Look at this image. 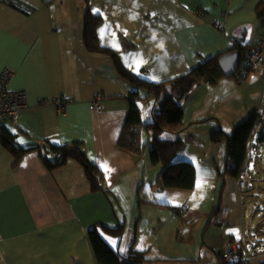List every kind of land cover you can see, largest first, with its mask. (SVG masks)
Segmentation results:
<instances>
[{
    "label": "crops",
    "instance_id": "crops-1",
    "mask_svg": "<svg viewBox=\"0 0 264 264\" xmlns=\"http://www.w3.org/2000/svg\"><path fill=\"white\" fill-rule=\"evenodd\" d=\"M263 1L0 0V72L11 69L10 88L26 91L28 99L17 117L0 125L24 147L80 142L100 168L103 186L92 191L76 159L49 169L43 156L55 163L52 151L29 150L15 164L0 138V264H97L88 230L100 224L123 225L121 237L103 230L122 254L133 249L180 264H220L225 242L235 238L250 264H260L264 247L255 248L264 246V187L241 191L239 178L222 174L226 147L211 133L218 127L231 133L252 110L264 113V66L244 81L224 76L216 84L203 82L183 100L188 126L176 161L193 163L196 184L192 190L161 189L156 182L163 167L149 156L152 133L142 129L141 154L117 142L131 101L145 99L148 90L123 77L110 54L90 52L84 32L90 10L101 17L100 45L133 75L159 83L257 42L264 22L256 9ZM246 93L255 97L250 103ZM54 99L65 103L63 112ZM259 138L256 149L264 145ZM250 160L259 167L262 159L248 147L240 177L250 173ZM119 202L134 214L119 211Z\"/></svg>",
    "mask_w": 264,
    "mask_h": 264
},
{
    "label": "trees",
    "instance_id": "trees-1",
    "mask_svg": "<svg viewBox=\"0 0 264 264\" xmlns=\"http://www.w3.org/2000/svg\"><path fill=\"white\" fill-rule=\"evenodd\" d=\"M256 11L258 18L264 22V1L257 6ZM100 22L101 17L95 16L90 10L86 12L84 41L87 49L90 52L110 54L119 73L126 79L144 86L148 90V95L145 99L153 98V107L149 110L150 120L147 122L143 118L141 108L136 99L131 101L126 120L118 137V146L132 154H141L146 148V144L142 141V129L152 131L150 142H152L153 146L149 152L150 161L152 164L163 167L156 185L161 189L192 190L196 184L195 166L186 160L176 161L178 153L185 144L182 134L188 126L184 122L185 111L182 102L197 85L203 82L216 84L220 78L225 76L219 67L221 55L232 51H239L241 59H243L246 49L257 42L253 44H239L233 50L220 53L217 56L198 63V65L183 76L154 83L140 79L130 73L122 65L117 54L100 45L97 35V27ZM219 27L221 28L220 24ZM132 95L136 96V93H132ZM261 119V111L255 109L248 114L245 120L235 125L233 132H227L222 127H218L212 131L211 140L226 147V160L222 174H229L236 178L242 175L248 158L250 137ZM164 135H168V137H164ZM0 138L2 144L15 156V164L29 150L38 149L42 155L48 151H52L56 156L55 163L43 156L44 162L49 169L58 164L65 163L70 158L76 159L84 166L86 175L91 183L92 191L103 189L101 170L97 165L89 161L80 142L68 145H50L49 148L44 147V145L24 147L17 142L16 137L3 125H0ZM261 139L264 140V131L261 134ZM57 155L60 157L58 158ZM103 230L109 234L121 237L123 225L113 228L100 224L88 230V239L94 251L97 264H159L165 260L176 264L182 262V260L179 261L163 256L150 258L148 252L133 249L127 254H122L109 244L103 234ZM244 249L243 246L239 257L247 258L244 254ZM220 264H225L222 252ZM229 264H238V262ZM260 264H264V255Z\"/></svg>",
    "mask_w": 264,
    "mask_h": 264
},
{
    "label": "built area",
    "instance_id": "built-area-1",
    "mask_svg": "<svg viewBox=\"0 0 264 264\" xmlns=\"http://www.w3.org/2000/svg\"><path fill=\"white\" fill-rule=\"evenodd\" d=\"M219 27V23H215ZM241 59V58H240ZM264 63V26L256 44L247 48L243 59L240 60L236 75L240 81H244L249 73V68ZM14 72L5 68L0 72V121L5 118L17 117L20 112L28 105L27 93L24 90H13L10 88L11 80ZM42 103H46L43 100ZM60 112L65 110V103L54 99L53 102ZM97 109H101L102 105L96 101ZM59 158L60 156L57 155ZM61 159V158H60ZM254 186L253 179L249 175H243L239 178V187L241 190L249 189ZM190 206L188 204L182 206V210L186 211ZM243 250V244L238 239L227 240L222 249V258L225 264L238 262V264H250L247 258L239 257Z\"/></svg>",
    "mask_w": 264,
    "mask_h": 264
},
{
    "label": "rangeland",
    "instance_id": "rangeland-1",
    "mask_svg": "<svg viewBox=\"0 0 264 264\" xmlns=\"http://www.w3.org/2000/svg\"><path fill=\"white\" fill-rule=\"evenodd\" d=\"M222 56V55H221ZM241 58V56H240ZM261 65V64H260ZM258 65V66H260ZM264 66V64H262ZM258 66H252L249 68V73L248 75L246 76V78H248V76L250 75V73H252V71L258 67ZM260 69L256 70V71H253V73L255 72H258ZM262 76L264 78V72H262ZM239 78V77H238ZM245 78V79H246ZM228 79H232V80H237V75H233L231 77H228ZM240 79V78H239ZM244 79V80H245ZM144 90V89H143ZM264 91V90H263ZM258 93H256L255 95H257ZM264 95V93H263ZM255 97L252 96V94H249V93H246L244 96H243V99L245 100L246 103H250V101H252ZM235 103V102H234ZM236 104V103H235ZM138 105L140 106L141 108V111H142V115H143V118L145 120V122L149 121L150 120V117H149V110L153 107V98H148V99H139L138 100ZM241 104H237L236 106H240ZM228 120L229 122V125L228 126H231L229 128H233V126L231 125V121L230 119H226ZM238 120V118H237ZM241 120V121H240ZM243 120L245 119H239L238 123L236 124H239L241 123ZM224 124H225V120H224ZM234 129V128H233ZM232 129V130H233ZM150 131V130H149ZM264 131V113H262V119L260 120L259 124L257 125L256 129L254 130L253 134L251 135L250 137V140H249V147H251V149L255 150V153L259 152L260 153V156H261V162L259 163V167H256V161L255 160H250L249 163H250V167H249V171L250 173L252 174H247L249 175L252 179H253V183H254V186L252 188H249V189H245V190H241V191H246V190H253L256 188V186H258L259 184L261 186L264 187V145L260 146V148L256 149V145L258 144L259 142V137L260 135L263 133ZM152 133V131H150ZM233 132V131H232ZM164 137H168V135H164ZM260 173L263 175V180L260 182L262 178L259 177L260 176ZM240 178V177H239ZM248 192H251V191H248ZM260 198L262 199V201H264V192L260 194ZM129 207H124L122 208L121 207V203L119 202L118 203V207H119V211L123 212V213H126V210L128 209V211H130V214H134V208L132 206H130V204L128 205ZM133 221H134V218H133ZM235 239V238H233ZM239 240V239H238ZM243 244V243H242ZM244 246V245H243ZM263 247L264 246H258L255 248V250L257 251H262L263 250ZM253 248L249 247V250H252Z\"/></svg>",
    "mask_w": 264,
    "mask_h": 264
},
{
    "label": "water",
    "instance_id": "water-1",
    "mask_svg": "<svg viewBox=\"0 0 264 264\" xmlns=\"http://www.w3.org/2000/svg\"><path fill=\"white\" fill-rule=\"evenodd\" d=\"M240 63V52L232 51L219 58V67L225 76L231 77L236 73Z\"/></svg>",
    "mask_w": 264,
    "mask_h": 264
},
{
    "label": "clouds",
    "instance_id": "clouds-1",
    "mask_svg": "<svg viewBox=\"0 0 264 264\" xmlns=\"http://www.w3.org/2000/svg\"><path fill=\"white\" fill-rule=\"evenodd\" d=\"M235 75H236V73H235Z\"/></svg>",
    "mask_w": 264,
    "mask_h": 264
}]
</instances>
